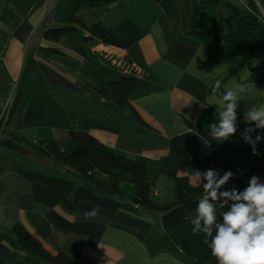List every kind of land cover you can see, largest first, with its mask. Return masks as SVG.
I'll return each mask as SVG.
<instances>
[{"label":"crops","instance_id":"0c3cea01","mask_svg":"<svg viewBox=\"0 0 264 264\" xmlns=\"http://www.w3.org/2000/svg\"><path fill=\"white\" fill-rule=\"evenodd\" d=\"M58 1L0 0V264H51L19 245L13 229L18 222L51 252L78 254V264H196L167 236L160 213L126 202L114 214L100 211L86 220L91 203L75 204L58 189L28 181L19 169L82 185L77 171L29 145L46 139L67 143L69 129L77 126L129 158L146 157L196 184L192 170L198 169L187 167L186 158L207 146L197 129L204 111L211 109L218 122V105L202 107L210 85L220 80L221 91L224 85L247 86L240 95L236 132L250 128L244 113L264 107V59L246 54L227 63L215 57L189 34L193 0H121L78 12L87 24L102 21L113 28L128 43L126 49L85 44L83 30L50 43L44 33L57 25ZM42 46H57L65 55L47 60L39 54ZM80 46L89 58L76 52ZM123 76L137 78L131 101L148 126L88 85L94 78ZM211 169L232 171L231 181L242 191L253 175L264 183V174L249 165ZM157 182L156 195L171 199V179L159 176Z\"/></svg>","mask_w":264,"mask_h":264},{"label":"trees","instance_id":"16d2710c","mask_svg":"<svg viewBox=\"0 0 264 264\" xmlns=\"http://www.w3.org/2000/svg\"><path fill=\"white\" fill-rule=\"evenodd\" d=\"M121 0H59L54 12L55 27L44 33V39L58 43L61 38L77 30L87 33L86 43H102L126 49L128 43L111 27L102 21L87 24L79 16L82 9L101 8ZM222 0H193L189 34L201 41L208 50L220 60L227 63L237 62L246 54L264 59V0H243L240 5L227 3L229 11L227 31L219 33V21L215 9ZM76 52L89 58L84 46ZM41 57L52 60L65 55L57 46H42ZM264 70V60L261 63ZM97 93L109 98L117 107L128 110L131 117L144 126L142 119L133 106L131 97L137 89V78L123 76L116 80L94 78L89 84ZM19 102L16 98L10 110L8 123L15 114ZM214 112L206 109L197 126L205 138L207 146L197 154H189L186 165L189 168L206 171L221 166L230 169L238 165H249L258 174H264V129H255L250 133L253 140L257 135L262 139L256 143L259 155L252 154V147L242 138L245 130L236 132L229 140L217 142L211 139L210 124H214ZM69 141L61 143L57 139L31 142V148L79 173L82 185L61 178L48 176L36 171L19 169V173L30 182H38L58 189L73 197L75 204L89 202L99 206L106 214H114L130 202L134 209L140 208L150 213H160L167 236L196 264H217L208 247L209 237L203 233L191 231L190 220L195 216L197 202L203 194V188L193 184L188 176L180 175L175 169L160 165L146 157L129 158L125 154L110 148L87 131L77 126L69 129ZM18 140L22 138L14 135ZM219 174L222 176L224 173ZM166 176L172 181V198L162 199L156 195L157 178ZM235 187L231 180L221 190ZM224 211L216 208V215ZM14 232L19 245L51 264H78V254L68 250L53 253L42 241L33 235L23 224L16 223Z\"/></svg>","mask_w":264,"mask_h":264},{"label":"clouds","instance_id":"9594fccd","mask_svg":"<svg viewBox=\"0 0 264 264\" xmlns=\"http://www.w3.org/2000/svg\"><path fill=\"white\" fill-rule=\"evenodd\" d=\"M216 80L210 87L212 93L208 102L202 104L206 108L211 104L218 105L215 113L217 123L210 124L209 135L212 140L224 142L237 131L238 107L240 95L246 91V85L235 87L224 85ZM244 123L255 124V129H264V107H253L244 113ZM253 128H246L242 138L251 145L252 154L259 155L255 140L250 133ZM197 186L203 188L199 198L195 216L190 220L191 231L203 233L210 238L208 247L217 264H264V183L253 175L247 187L239 191L235 187L221 190L230 182L234 173L226 171L222 176L218 171L209 168L206 171L192 170ZM224 209L219 218L216 208ZM101 211L99 206L84 213V218H95Z\"/></svg>","mask_w":264,"mask_h":264},{"label":"rangeland","instance_id":"374dc122","mask_svg":"<svg viewBox=\"0 0 264 264\" xmlns=\"http://www.w3.org/2000/svg\"><path fill=\"white\" fill-rule=\"evenodd\" d=\"M232 3L234 5H240V1L239 0H222V2L220 3V5L215 9V14L218 18V21H219V29L222 31H225V32H222L223 33H226L227 31V19H228V15H229V11H228V8H227V3ZM194 183V181H193Z\"/></svg>","mask_w":264,"mask_h":264}]
</instances>
